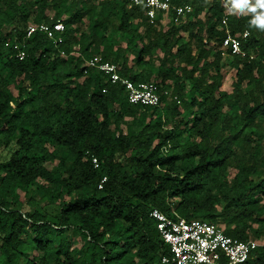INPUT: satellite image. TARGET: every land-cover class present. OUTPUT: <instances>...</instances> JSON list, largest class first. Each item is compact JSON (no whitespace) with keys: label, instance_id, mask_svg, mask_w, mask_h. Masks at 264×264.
<instances>
[{"label":"trees","instance_id":"1","mask_svg":"<svg viewBox=\"0 0 264 264\" xmlns=\"http://www.w3.org/2000/svg\"><path fill=\"white\" fill-rule=\"evenodd\" d=\"M171 1L151 21L125 0H0V264H154L155 209L264 239V28L232 0ZM58 21L61 43L27 36ZM96 56L160 105L131 104Z\"/></svg>","mask_w":264,"mask_h":264},{"label":"built area","instance_id":"2","mask_svg":"<svg viewBox=\"0 0 264 264\" xmlns=\"http://www.w3.org/2000/svg\"><path fill=\"white\" fill-rule=\"evenodd\" d=\"M129 7L143 6L147 9V15L151 21L155 20L159 12H167L172 8L171 0H125ZM177 17L186 15L191 11L189 5L175 6ZM46 33L50 38L61 43L65 26L58 21L54 25L31 24L27 28V36L35 32ZM248 33L245 34V37ZM224 47L233 54H241V42L238 38L228 36L224 40ZM18 57L23 59L25 52L21 46ZM88 66L103 72L111 83H121L128 95L131 104H140L157 107L161 103L158 87L153 82H134L121 76L118 67L103 61L100 57H93L88 61ZM106 92V90H104ZM95 168L99 167L97 158H93ZM106 180L102 181V183ZM102 188V185H100ZM150 216L156 221L157 230L170 248L169 255L161 256L154 264H244L248 261L251 253L259 246L254 239L247 241L234 238L225 233L218 224L205 220L187 221L182 218L169 217L164 212L155 209Z\"/></svg>","mask_w":264,"mask_h":264},{"label":"clouds","instance_id":"3","mask_svg":"<svg viewBox=\"0 0 264 264\" xmlns=\"http://www.w3.org/2000/svg\"><path fill=\"white\" fill-rule=\"evenodd\" d=\"M234 8H247L248 11L256 13L253 24L264 28V0H255V4H251L250 0H232ZM261 11H257V10Z\"/></svg>","mask_w":264,"mask_h":264},{"label":"rangeland","instance_id":"4","mask_svg":"<svg viewBox=\"0 0 264 264\" xmlns=\"http://www.w3.org/2000/svg\"><path fill=\"white\" fill-rule=\"evenodd\" d=\"M14 149L15 148L13 146H11V147H9L7 149H2L1 152H0V163L4 162V161H7L10 158V156H11L12 152L14 151ZM25 210L29 211V208L26 207ZM72 241L78 247H81L82 244H83V241L81 240L80 236L77 235V234H75V235L73 234L72 235ZM256 241L259 242L262 245L264 244V239L263 240H257L256 239Z\"/></svg>","mask_w":264,"mask_h":264}]
</instances>
